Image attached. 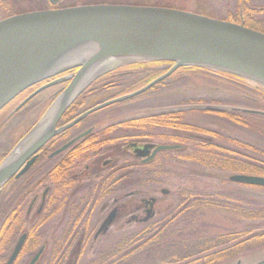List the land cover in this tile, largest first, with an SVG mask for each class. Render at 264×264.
Here are the masks:
<instances>
[{
  "label": "water",
  "instance_id": "95a60500",
  "mask_svg": "<svg viewBox=\"0 0 264 264\" xmlns=\"http://www.w3.org/2000/svg\"><path fill=\"white\" fill-rule=\"evenodd\" d=\"M47 1L51 6H57L63 0ZM72 53L85 57L84 63L53 71L61 63L64 64ZM99 61H110L114 65L108 72L122 63L168 62L172 66L139 90L97 105L57 129L64 113L102 75L76 91L85 71ZM186 67L230 74L264 86V33L191 12L149 6H77L0 20V111L25 90L76 69L72 75L41 86L27 99L68 81L43 117L1 162L0 192L13 177L21 176L30 168L36 154L57 134L78 124L90 114L145 93ZM51 109L53 114L48 125L17 153L20 145L35 132ZM179 149L178 145H160L153 149L146 161L153 159L159 152ZM147 154L146 147L139 156ZM228 180L264 188V177L231 175ZM25 238L26 235L19 238L7 264H13ZM39 254L31 264L38 259ZM255 264H264V259Z\"/></svg>",
  "mask_w": 264,
  "mask_h": 264
},
{
  "label": "rangeland",
  "instance_id": "374dc122",
  "mask_svg": "<svg viewBox=\"0 0 264 264\" xmlns=\"http://www.w3.org/2000/svg\"><path fill=\"white\" fill-rule=\"evenodd\" d=\"M148 1H160L164 4L174 6V9L176 10L191 13L200 12L204 13L205 15L207 14L209 17L219 19L227 17V10L232 9L235 2V0H226L225 2L218 4V2H214V0ZM254 2L256 4L258 3L256 0ZM262 17L264 18V15ZM136 64L139 63H122L119 65V67H116L110 72L102 74L100 77L95 79L77 99L78 102L81 101L82 104V106L81 104L79 105L80 109L84 105L86 109L90 108L91 106L95 105L94 103L96 102V104H102L106 102L110 96H122V94H118L124 90L123 86L125 83L129 81L133 83H139L142 81L144 74L140 70H137L138 73L136 74H130V79L128 77L125 78L124 76H120L122 77V80L119 83L122 84L115 82V79L117 78L113 79V77L122 73H124L123 75H129L125 74L127 68ZM187 68L197 67H186L185 69L187 70ZM156 70L157 68L154 67L152 72H158ZM72 72L74 71L72 70L69 73H63L61 75L55 76L52 79H48L35 85L34 88L30 89L29 91H33L34 89L40 87L39 85H44L47 81L71 75L73 74ZM172 75L170 77L173 78L165 85L158 87L146 95L143 93L136 96L134 101L116 108L118 110H114L112 112L110 111L109 113L116 115L120 114V116L114 119V121H109L106 123L128 120L139 116L147 118L163 113L170 114L173 112H183V120L187 124L194 128L215 131L218 135L224 138V141H222L224 142V146L230 149L231 146H235L231 145V143H227L228 141L226 139L228 138L238 142H245L259 148H264V136L256 129H241L227 123L222 119H219L215 115H209L203 112L204 110H242L240 108L242 104L241 100L243 99L241 95L251 94L249 89H244L239 84L232 83L228 80L219 79L216 76L206 77V75L200 71H195L193 74H187V72H184L183 70ZM104 83H114V87L109 89L107 93H97L98 88ZM246 83L250 84L249 87L251 88H257L264 91V86L250 81H246ZM129 86L132 85H125V88H128ZM53 87H56L55 90L49 93L48 91L42 92L34 100L28 103L21 112L17 114L15 113V116H13L14 113L12 114V118L8 119V121L1 128L3 131L0 132V150L5 151V149L9 147V144H11L12 146L10 145L11 147H9L10 150L8 152L10 153L43 117L54 100L66 87V84H58ZM26 96L27 93L23 95V97ZM86 102H88V104ZM11 108H14V105H10L0 112V124L4 121L6 115L9 114ZM74 111L75 109L73 112ZM187 138L194 140L196 138L208 139L213 137L200 133H190L187 135ZM15 139L16 141H14ZM150 139L151 143H154L155 145L170 144L164 139H161V137ZM213 139L217 140V138ZM187 151L188 149L186 146L179 153H170L171 151L169 152V154L172 155L170 157H172L173 160L172 163H170V168H168L166 172V177L161 179L160 186L143 189L145 194L134 196H132V192H134L136 189L138 190V186H130L123 193L114 196L115 200L122 199L119 204L123 202L124 204L128 205V225L125 227L114 226L109 229L107 233L103 231L96 240H91L90 237V241H87L82 249L84 255L81 253V258L77 260L78 264H90L92 261H96L95 259L103 261L99 264H110L116 258L119 259L122 257L123 254L118 255L115 258L111 256L108 257V259H103V256L108 255L109 252L114 250L115 245L119 241L123 240L129 235L135 234L150 226L151 224H166V222L171 220L172 217H175L180 210V200L177 196V193L182 191L181 189L191 191L200 200H223L229 204L235 203L238 207L248 209L250 212H256L260 215V217H263L257 220H251L249 218L234 216L225 212H209L207 209L206 211L196 209L189 214H185L179 220L177 219V222L174 224V229H180V231H184L185 229V232L182 234H187L186 236L193 238L194 241L198 240V238L204 239L225 233H250V236H253L256 231L264 228V188L240 185L237 183H232L228 180L225 181L227 176L224 173L219 171H207L200 166L179 161L177 157L184 155L187 153ZM103 152L106 154V157H119L120 162H134V159L128 154L124 147H121V145L106 146L103 148ZM168 158L169 157L167 156V159ZM88 164V162H84L80 168L83 170V168H86ZM130 176L128 177L129 182H131L130 178H132V176ZM140 180L142 181L143 179ZM163 191H165L166 194L162 193ZM82 193L83 191L81 194ZM128 195L130 197L127 199ZM143 198H145V200L155 199L156 201L155 205L153 206L152 216L150 215L147 222H144L146 215L144 216L142 214L143 208L141 200ZM88 213L90 225L93 230L96 231V227H98L105 214H102L103 211H101L99 207L95 206L90 210V212L86 211L84 214L85 216H82L83 219L86 218ZM63 219V214L59 217L55 216L53 219H50L49 224L41 230L49 241V252L50 250L52 251L55 240H57L62 234H60V232L63 229ZM92 235H94V233H92ZM249 243L246 244L245 251L240 254L236 261L224 264H236L237 262H240V264H255L263 260L264 246H255V241H252L251 244ZM247 246L250 249H248ZM76 247V242L70 244L69 247H67V253L64 258L68 257V259L64 264H72L75 255H71V253L75 251ZM55 253V257L58 255L59 259L58 252ZM169 256L170 254L162 255L160 254V250L154 249L150 253H139L133 257H126L117 264H169V262H171ZM54 258L51 260L50 264H57V261L54 260ZM27 262L28 259H26V257L22 259V264H26Z\"/></svg>",
  "mask_w": 264,
  "mask_h": 264
},
{
  "label": "flooded vegetation",
  "instance_id": "af4514ba",
  "mask_svg": "<svg viewBox=\"0 0 264 264\" xmlns=\"http://www.w3.org/2000/svg\"><path fill=\"white\" fill-rule=\"evenodd\" d=\"M225 1L214 0L218 4ZM254 1L235 0L233 8L227 10L226 13L228 15L226 16L233 23L244 27L264 28V18L262 17L264 15V0H256L258 1L257 4ZM32 88L34 86L19 94L2 109L4 110L8 106L14 105V108H11L9 114L6 115L4 121L0 124V132L3 131L1 128L8 119L12 118L13 113V116H15L21 112L28 103L39 95L27 101L29 96L38 89L29 91ZM55 88L51 87L45 91L49 93L55 90ZM26 93L27 96L23 97ZM117 97L110 96L108 98L113 100ZM134 99L101 109L86 116L73 127L57 134L36 154L33 164L24 174L17 178L13 177L2 188L0 198L2 199V204L7 202L10 204V212L13 214L11 227L16 236L8 247L0 245V264H7L17 241L22 235H26V238L13 264H22V259L25 257L28 259L26 264H31L39 252V257L33 264H50L51 260L55 257L56 253H52L51 250L49 252V241L41 231L50 222L49 203L53 201L52 195L55 189V180L58 184V200L59 204H61L57 217L62 214L64 215L62 221L63 229L60 232L62 234L58 237L60 241L64 242V247L58 252L59 259L58 255L55 257L57 264H64L68 259V257L64 258V256L70 244L75 242L77 244L75 251L71 255H75L72 264H78L77 260L81 258V253L84 255L82 249L86 242L90 241V237L91 240H96L103 231L107 233L114 226L125 227L128 225V205L123 202L119 204L122 199L115 200L114 196L123 193L130 186H138V190L136 189L132 192V196L145 194L143 189L160 186V178L157 179L158 182L146 184V166L153 164L156 159L158 163L160 161L157 158L158 154L153 159L146 161L152 154L153 149L159 145L151 143V137H145L144 129L141 130L138 127L140 123L135 124V121L142 120L145 117L139 116L128 120L106 123L114 121V119L120 116V114H111L109 113L110 111L118 110L116 108L129 104ZM86 103L88 104V102ZM96 103L90 108L86 109L84 105L80 109L79 105L81 101H79L77 103L78 107H76L73 114L68 117L63 115L56 128H62L71 123L77 117L99 105ZM72 116L75 117L72 118ZM128 122H134L133 126L122 125ZM154 132H156L154 133L155 138H160V128L157 127ZM10 145L9 147L12 146ZM67 145L68 147L65 150L55 154ZM114 145L124 147L134 159V162H120L119 157H106L103 148ZM9 147L5 151L0 150V163L8 154ZM146 147L148 154L140 157L139 153ZM87 149L89 150L87 151ZM84 162H88L89 164L82 170L80 166ZM130 175L132 176L130 180L133 185L128 179ZM140 179L143 180L141 181ZM82 191L83 193L81 194ZM162 193L166 194L165 191ZM129 197L128 195L127 199ZM141 203L143 208L142 214L146 215L144 222H147L150 215L152 216L153 206L156 201L155 199L145 200L143 198ZM95 206L103 211L102 214H105L98 227H96V231L90 225L89 213L86 215V218L83 219L82 217L85 216L86 211L90 212Z\"/></svg>",
  "mask_w": 264,
  "mask_h": 264
},
{
  "label": "trees",
  "instance_id": "16d2710c",
  "mask_svg": "<svg viewBox=\"0 0 264 264\" xmlns=\"http://www.w3.org/2000/svg\"><path fill=\"white\" fill-rule=\"evenodd\" d=\"M98 5H128V6H149L158 8H169L174 9V6L164 4L160 1L150 2L148 0H63L57 6H51L47 0H0V20L7 19L9 17L21 14H27L32 12H43L49 10H59L72 8L77 6H98ZM197 13V12H196ZM199 15H205L204 13H197ZM219 19V18H218ZM220 20L226 22H232L228 17L221 18ZM246 28L254 31L264 33V28H257L251 26H245ZM156 67L158 72H152L153 68ZM171 67V63L168 62H144L136 65H132L127 68L124 73L113 77L115 82L119 83L122 79L120 76L125 78H131L130 74L138 73L137 70L142 71L144 76L142 81L139 83L127 82L125 85L129 86L127 89L119 92L118 95H124L132 93L149 82L164 74ZM187 74H193V72H202L206 77L216 76L222 80H228L232 83L241 85L244 89H249L251 94H242V104L240 108L242 110H229V111H208L203 112L209 115H215L219 119L226 121L227 123L241 128V129H256L264 136V91L249 87L250 84L246 83L243 79L238 77L211 71L208 69L198 68H185L179 69L174 74L183 71ZM186 70V71H185ZM205 71V72H204ZM153 73V74H151ZM173 76V75H172ZM173 77H169L166 80L152 87L150 90L144 93V95L151 93L158 87L165 85ZM115 83V84H117ZM114 83H104L98 88L97 93H107L109 89H112ZM122 84V83H119ZM97 90V89H96ZM97 100V99H96ZM78 100L71 105V107L64 114L65 117L71 116L73 110L76 109ZM261 113L256 114V113ZM75 116H72L74 118ZM183 112L163 113L154 115L151 117L144 118L139 121H135V124L140 123V129H144V135L146 138H155L154 130L160 128V137L165 141L169 142V145H179L180 149L171 151L170 153H179L184 147L187 146V153L177 157L179 161L194 164L200 166L207 171L221 172L227 177L228 180L231 175H250L264 177V148L252 146L245 142H238L233 139H226L231 145L235 146L231 149L224 146V138L218 135L215 131L198 129L190 126L183 120ZM134 122H128L122 124L123 126L132 127ZM158 131V130H157ZM153 132V133H152ZM190 133H200L203 135L217 138H196L190 140L187 135ZM89 149H87L88 151ZM167 156L169 157L167 159ZM169 152H161L157 158L160 163L156 161L146 166L145 179L146 184L150 182H158L166 177V172L170 168L173 158ZM255 157V158H254ZM260 158V159H259ZM56 176V175H55ZM57 179V178H56ZM229 181V180H228ZM55 189L53 192V201H50V215L49 218L53 219L59 214L61 204L58 200V184L55 180ZM177 193L180 200L179 212L171 220L167 221L166 224L158 223L151 224L143 230L129 235L123 240L119 241L114 250L109 252L108 255L103 256V259L108 257L115 258L118 255H122L119 259L116 258L110 264H117L122 259L130 256H136L139 253H150L154 249L160 250V254H170L169 264H224L236 261L240 254L245 251L246 244H251L255 241V246H264V228L256 231L253 236L250 233H225L211 236L209 238L195 240L191 237H187V234H182L184 231L180 229L176 230L175 223L185 214H189L196 209L205 210L209 212H225L234 216H240L249 218L251 220H257L260 217L258 213L250 212L248 209L238 207L235 203L229 204L226 201L218 200H200L191 191L181 189ZM0 198V245L8 247L12 240L15 238L16 233L13 232L11 227V221L13 220V214L10 212L9 202L2 204ZM234 204V205H233ZM249 236V237H248ZM64 247V242L60 241L59 238L55 240L52 247V253L60 252ZM248 247V246H247ZM248 249H250L248 247ZM162 250V251H161ZM55 260V258H54ZM90 264H99L102 260L95 259Z\"/></svg>",
  "mask_w": 264,
  "mask_h": 264
},
{
  "label": "bare ground",
  "instance_id": "6f19581e",
  "mask_svg": "<svg viewBox=\"0 0 264 264\" xmlns=\"http://www.w3.org/2000/svg\"><path fill=\"white\" fill-rule=\"evenodd\" d=\"M85 61V57L79 55L78 53H72L68 56V59L65 61V63H61L60 67L56 68L53 71H61L64 68H69L72 66H78V65H82ZM114 65H112V63L109 61H99L96 62L94 64H92L84 73L83 78L80 80V82L78 83V87L76 91L82 90L90 81H92L94 78H96L97 76L107 73L111 67H113ZM57 67V66H56ZM52 114H53V109H51L49 111V113H47L46 117L44 118V120L41 122L40 126L35 130L34 133H32L30 135L29 138H27L22 145H20V147L18 148V150L16 151L17 153L29 142L32 140V138L39 133L41 130H43L47 125L48 122L50 121V119L52 118ZM174 218V217H172Z\"/></svg>",
  "mask_w": 264,
  "mask_h": 264
}]
</instances>
